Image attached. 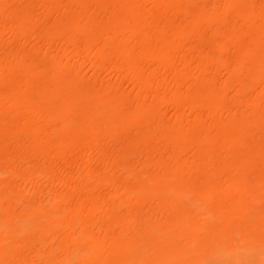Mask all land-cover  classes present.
<instances>
[{"label":"bare ground","instance_id":"bare-ground-1","mask_svg":"<svg viewBox=\"0 0 264 264\" xmlns=\"http://www.w3.org/2000/svg\"><path fill=\"white\" fill-rule=\"evenodd\" d=\"M0 264H264V0H0Z\"/></svg>","mask_w":264,"mask_h":264},{"label":"rangeland","instance_id":"rangeland-1","mask_svg":"<svg viewBox=\"0 0 264 264\" xmlns=\"http://www.w3.org/2000/svg\"><path fill=\"white\" fill-rule=\"evenodd\" d=\"M101 77H104V75H101Z\"/></svg>","mask_w":264,"mask_h":264}]
</instances>
